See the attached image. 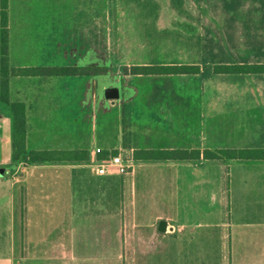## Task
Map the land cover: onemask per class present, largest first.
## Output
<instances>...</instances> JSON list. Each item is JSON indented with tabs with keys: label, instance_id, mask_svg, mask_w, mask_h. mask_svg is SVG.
Returning <instances> with one entry per match:
<instances>
[{
	"label": "crops",
	"instance_id": "obj_1",
	"mask_svg": "<svg viewBox=\"0 0 264 264\" xmlns=\"http://www.w3.org/2000/svg\"><path fill=\"white\" fill-rule=\"evenodd\" d=\"M50 24L45 46L36 54V60L31 57L14 59L16 52L11 48L9 20L10 66L71 67L79 73L11 75V86L15 82L17 88L16 98L10 102L26 104L29 150H87L90 159L76 163L14 162L11 106L10 102H0V114L3 115L0 136L5 139L4 150L5 136L11 138V155L0 163L9 162L14 170L23 163L32 169V176L40 171L43 177L46 170L57 178L64 176H56L61 170L69 174L65 181L68 192L62 197V217L38 235L34 233L29 215L35 184L32 179L27 178L30 182L28 190L21 183L20 193L8 194L0 187V264H131L136 258V249L142 255L147 254L146 248L160 246L155 240L161 233L176 235L179 228L183 233L191 229L194 243L197 228L201 227L205 230L202 240L205 242L212 236L209 230L215 224H222V230L227 227L219 246L222 264L227 261L229 264H264V206L257 205L259 199L262 200L264 160H135L136 166L126 175L115 170L99 174L91 163V158L97 156L98 147L132 157L137 149L264 147V126L248 124V121L264 120V73L213 72V66L218 63L264 62L256 49H251L243 58L236 51H232L235 57L231 58L225 49L227 45L218 48L211 40L210 45L204 44L208 50L202 49L205 37L202 27L195 23L197 26H191V30L197 32L196 38H192L195 51L191 59L183 61L168 56L160 61L147 60L136 58L118 45L112 46L111 37L104 45L99 19L84 24L81 20L68 18L64 23L53 18ZM56 28L61 32L55 37ZM154 64L199 65L200 71L190 74L131 72L134 65ZM21 80L28 81L30 86L25 93L18 85ZM119 80L125 87L121 100H106L102 88ZM102 99L110 112L115 114L116 111L118 119L115 120L118 124L114 125L117 139L113 143L108 133L105 145L98 141ZM47 111L53 115L48 116ZM34 121L42 124L34 127ZM43 167L46 170H42ZM0 168H5V175H0L5 178L6 166L0 165ZM149 169L155 170L156 175L144 176L141 184L149 183L152 178L164 183V192L161 187L157 190L158 201L165 199L161 194L166 191L177 196L174 189L178 190L180 184L179 189L187 191L194 199L191 206L187 204L192 211L180 206L174 213H158L153 220L145 218L144 206L137 201H144L141 197L145 194H138L135 174ZM176 196H173L175 200ZM18 209L19 216L16 217ZM163 219L168 223L166 231L159 230V221ZM8 225L18 231L11 255L8 252Z\"/></svg>",
	"mask_w": 264,
	"mask_h": 264
},
{
	"label": "rangeland",
	"instance_id": "obj_2",
	"mask_svg": "<svg viewBox=\"0 0 264 264\" xmlns=\"http://www.w3.org/2000/svg\"><path fill=\"white\" fill-rule=\"evenodd\" d=\"M8 12L12 28L11 48L16 52V55L18 54L17 56L13 55L14 59L31 57L32 60H36L38 58L36 54L45 46L52 19L62 20L66 23L67 19L70 18L72 21L81 20L84 24L99 19L102 23L104 45L106 44L105 41L111 37L113 40L112 46L118 45V48L126 49L136 58L160 61L167 59L168 56H174L172 58L182 59L183 61L191 59L195 51L193 50L195 44L192 38L195 39L197 34V32L191 30V26L194 27L195 23H198V27H202V34L205 37V42L201 46L202 49L208 50V47L204 44L210 45L211 41H214L219 46L218 48L227 45L225 49L231 58L235 57L232 51L239 52L240 57L243 58L251 49H256V53H259L260 58L264 60V0H9ZM87 27L90 28L91 26L88 25ZM88 31H91V29ZM209 31L210 34H208ZM57 32L60 33L61 30L56 28L55 37L58 34ZM1 34L0 0V59ZM10 79L7 95L8 99H13L16 98L17 85L13 82L11 86ZM18 85L23 93L30 87L28 81L23 80ZM186 88L184 87V89ZM2 95L0 84V102L5 104L6 101L3 100ZM101 101L103 102L99 108L101 134L98 141L100 144L105 145L108 142L106 139L108 133L113 143L116 141L117 138L114 132H117V130L114 125L118 124L115 121L118 119L116 111L115 114L114 111L110 112V108H107L105 101L103 99ZM41 106L47 107L46 104ZM42 113H39L38 116ZM47 115L52 116L53 114L47 111ZM39 122L34 121V124H36L34 127L42 124H39ZM252 123H257L258 127L264 126V120L248 121V124ZM119 132L122 140L123 130L120 128ZM5 137L6 150L3 149L5 146L4 136H0V160H3L4 157L9 159L11 155V138L9 135ZM247 138L248 140L254 139V137ZM0 165L6 166V177L0 178V187L6 190L8 194L15 191L20 193L21 183L25 184L24 186L28 190L30 187L28 177L32 179V183L36 184L33 186V193L30 197L32 207L35 206L33 209L30 206L29 209L30 224L34 227L35 235L43 234L46 226L49 228L54 221L59 220L63 215L62 197L64 193L68 192L65 181H67L66 179L69 177L67 175L69 174L61 170V173L56 176L64 175L65 177L57 178L43 167L42 170H46L45 176L41 177L40 171L34 172L32 176V169L27 168L23 163L20 167L16 166L15 170L9 162L5 165L0 163ZM149 171L144 172V170H141L137 175L135 174L138 179V182H136L138 194L142 192L145 194L144 197H141L144 201L137 200L139 205L144 206L145 218L153 220L158 213H168L170 211L174 213L176 209L179 210L180 206L183 209L192 211L187 208V204L191 206L190 203H192V200L194 202V199L192 195L187 194V191L179 189L180 184L177 185L178 190L174 189L177 196L171 191H166L161 194L165 199L158 201L160 194H157V190L161 187V191L164 192V183H159L152 178L148 180L149 183L141 184L144 176L156 175L154 174L155 170L149 169ZM164 173H167L166 170ZM141 187H143V190H141ZM43 192L49 193L43 194ZM261 195L262 200L259 199L257 205L261 204V207H263L264 185ZM173 196H176L177 199L175 200ZM46 205H48V209H46ZM18 216L19 213L16 217ZM177 220H179V217ZM221 226L222 224L220 226L215 224L210 228L209 235L212 232V236L206 239L205 242L202 241L205 230L201 227L197 228L199 231L196 233L197 241L194 243H192L191 229L190 232L183 233L179 228L176 235L164 236L165 234L161 233L159 238L155 240L156 245L160 244V246L146 248L147 254L142 255H139L141 252L136 249V258L131 260V262L133 261L131 264H207L209 262V264H222V259H219L221 255L219 246L221 236L224 234L223 230H226L227 227L222 230ZM8 228V252L11 255L14 250V242L18 239V231H15L9 225ZM187 237H189L188 240ZM204 244L209 245V247H203ZM226 264H229V261Z\"/></svg>",
	"mask_w": 264,
	"mask_h": 264
},
{
	"label": "trees",
	"instance_id": "obj_3",
	"mask_svg": "<svg viewBox=\"0 0 264 264\" xmlns=\"http://www.w3.org/2000/svg\"><path fill=\"white\" fill-rule=\"evenodd\" d=\"M9 0H1V77L0 84L3 100L8 99L9 78L11 75H67L78 74L79 70L71 67H11L9 60ZM200 71L199 65L192 64H154L134 65V74H190ZM215 73L231 74H263L264 62H235L218 63L213 66ZM12 111V160L16 163H76L90 159L87 150L66 149H28L27 145V107L22 101L10 102ZM118 151H104L99 158H108ZM135 160H264V147H229L217 149H137L134 151Z\"/></svg>",
	"mask_w": 264,
	"mask_h": 264
},
{
	"label": "built area",
	"instance_id": "obj_4",
	"mask_svg": "<svg viewBox=\"0 0 264 264\" xmlns=\"http://www.w3.org/2000/svg\"><path fill=\"white\" fill-rule=\"evenodd\" d=\"M102 148L98 147L95 151L97 156L91 158V163L95 165L99 174H106L111 170H115L120 175H126L133 171L135 167V159L132 156L118 152L110 155L108 158H99Z\"/></svg>",
	"mask_w": 264,
	"mask_h": 264
},
{
	"label": "water",
	"instance_id": "obj_5",
	"mask_svg": "<svg viewBox=\"0 0 264 264\" xmlns=\"http://www.w3.org/2000/svg\"><path fill=\"white\" fill-rule=\"evenodd\" d=\"M102 88V87H101ZM125 87L121 80L113 83H108L107 86L102 88L103 95L106 100L116 102V100H121L124 92ZM3 115L0 114V123L2 121ZM0 175H5V168H0ZM167 221L165 219L159 221V230L166 231L167 229Z\"/></svg>",
	"mask_w": 264,
	"mask_h": 264
}]
</instances>
